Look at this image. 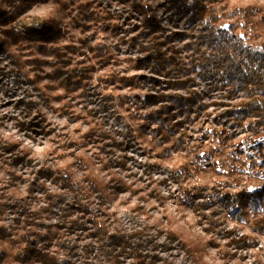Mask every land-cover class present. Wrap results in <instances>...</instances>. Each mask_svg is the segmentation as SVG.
Instances as JSON below:
<instances>
[{
    "label": "rangeland",
    "instance_id": "obj_1",
    "mask_svg": "<svg viewBox=\"0 0 264 264\" xmlns=\"http://www.w3.org/2000/svg\"><path fill=\"white\" fill-rule=\"evenodd\" d=\"M142 1L181 48V36L173 34L189 31L188 10L175 0ZM249 6L264 15V0H221L215 11L234 24L235 39L255 47L264 42V22L256 34L242 25L239 14H230ZM0 10L7 28L20 35L17 41L5 37L0 46V235L16 238L40 231L42 224L74 219L92 229L87 209H97L107 233L123 235L170 264H254L257 259L264 264V235L231 217L220 199L223 192L257 191L264 185V169L258 166L264 140L227 122L217 129L222 121L216 116L203 119L184 143L205 146L206 162L197 163L184 180L171 178V170L190 163L191 156L165 152L164 143L153 138L155 125L144 118L147 104L134 100L162 90L167 78L157 74L154 60L136 61L145 54L138 44L147 46L149 40L133 0H0ZM49 21L54 22L52 38L31 33ZM97 45L107 49L94 54L89 47ZM56 50L69 63L94 64L87 95L80 96L79 87L55 98L63 95L52 65L59 59ZM191 78L197 93L206 92L200 76ZM210 95L209 101H217L220 93ZM211 103L207 112L214 111ZM230 134L234 146L224 141ZM11 144L27 154L18 158ZM79 155L87 159L88 172L77 163ZM63 167L75 181L90 174L103 189L93 191L85 182L73 192L56 179ZM187 198H194L192 206ZM87 233L68 237L78 255L85 256L83 246L92 242ZM242 236L253 238V246L240 249L231 242ZM42 244L30 237L31 247ZM50 250L61 254L58 245Z\"/></svg>",
    "mask_w": 264,
    "mask_h": 264
},
{
    "label": "trees",
    "instance_id": "obj_2",
    "mask_svg": "<svg viewBox=\"0 0 264 264\" xmlns=\"http://www.w3.org/2000/svg\"><path fill=\"white\" fill-rule=\"evenodd\" d=\"M133 1L143 16L142 35L149 40L147 46L145 42L138 44L139 50L145 54L142 59L136 61L140 64L154 60L157 74L167 78L162 81L164 90L159 89L154 94L146 93L134 100L147 104L144 118L155 125L152 129L153 138L159 144L164 143L165 152L191 156L190 163H181L178 168L171 170V178L184 180L192 168L197 170V163L206 162L205 157L209 156V150L205 146L202 147L197 142L191 145L184 143L190 129L203 119L216 116V119L222 121L217 125V129L225 126L222 124L227 122L233 128L247 129V132L253 133V137L264 140V42L253 47L235 39L234 24L225 23L223 17L215 11V5L221 0H175L188 10L190 23L188 32L173 34L176 37L181 36L180 41L184 42L182 47L178 48L171 41L172 35L167 34V30L153 15L151 6L142 0ZM169 1L174 3V0ZM208 2L211 6L206 5ZM234 12L230 14H239L242 25L247 29L256 34L260 32L264 15L259 7L249 6ZM4 17L5 13L0 10V46L5 44V37L17 41L20 36L7 28ZM53 27L54 22L49 21L40 31L32 30L31 33L47 40L52 38ZM202 46L206 48L203 49ZM210 48L217 54L208 53L206 50ZM89 49L94 54H99L107 48L97 45ZM105 54L103 59L108 61L109 56ZM56 55L59 59L52 63L57 72L54 77L59 81L63 95H56L55 98L63 99L79 87L83 88L80 96L87 95L86 88L90 73L95 69L94 64L87 65L86 60L69 63L65 53L59 50H56ZM192 73H196L205 82L206 92L197 93L193 89ZM214 91H218L220 95L217 101H209L214 98L210 95ZM210 102L214 111L207 112ZM214 129L216 128H213L212 132L217 135L218 131L216 133ZM233 140V134L224 137V141L232 146L235 144ZM9 149L16 152L20 159L27 154L25 150H17L16 144H11ZM259 160L258 166L264 169V154L259 155ZM76 161L88 172L87 159L79 155L76 156ZM63 168L59 169L60 173L56 179L73 192L77 193L85 182L93 191L103 189L90 174L83 176L81 181H75L72 173ZM220 199L221 208L226 209L231 217L245 222L253 233L264 235V185L257 191L241 190L236 194L223 192ZM186 202L192 206L194 198H187ZM199 206L201 205L198 204ZM87 211V220L92 224V229L87 228L84 222L74 219L70 222L42 224L40 231H25L16 238L0 235V264H35L38 261L42 264H170L158 259L149 251L143 252L140 244L123 235L107 233L103 224L98 221V210ZM210 224L215 225L212 220ZM85 231H88L87 236L92 242L83 246V256L75 252L77 247L68 241V237L73 233L79 235ZM228 234L226 232L225 236L228 237ZM31 236L37 237L43 243L42 246L31 247ZM253 241V238L247 236L231 240L240 249L253 246ZM53 245L59 246L61 254L50 250ZM257 260L254 264H258Z\"/></svg>",
    "mask_w": 264,
    "mask_h": 264
}]
</instances>
